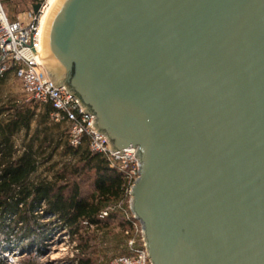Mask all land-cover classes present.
Returning <instances> with one entry per match:
<instances>
[{
    "label": "water",
    "instance_id": "95a60500",
    "mask_svg": "<svg viewBox=\"0 0 264 264\" xmlns=\"http://www.w3.org/2000/svg\"><path fill=\"white\" fill-rule=\"evenodd\" d=\"M40 40L110 149L136 148L151 264H264V0H55Z\"/></svg>",
    "mask_w": 264,
    "mask_h": 264
},
{
    "label": "trees",
    "instance_id": "16d2710c",
    "mask_svg": "<svg viewBox=\"0 0 264 264\" xmlns=\"http://www.w3.org/2000/svg\"><path fill=\"white\" fill-rule=\"evenodd\" d=\"M9 73L12 70L4 73L0 86ZM51 110L49 103L3 99L0 92V231L5 240L20 236L39 246L41 237L63 227L77 236L81 264H91L97 233H105L111 225L119 231L128 225L114 212L108 217L99 214L122 195L125 173L110 168L102 154L90 152L86 139L71 146L64 124L50 119ZM19 133L23 136L17 144ZM57 152L68 160L54 161ZM83 175L92 180L87 195L78 182ZM42 214L49 220L40 222ZM88 226L94 227L91 236L82 230ZM31 252L26 250L25 255ZM39 253L35 249L31 261L24 264H35ZM0 264L5 258L0 257Z\"/></svg>",
    "mask_w": 264,
    "mask_h": 264
},
{
    "label": "built area",
    "instance_id": "2783aa9c",
    "mask_svg": "<svg viewBox=\"0 0 264 264\" xmlns=\"http://www.w3.org/2000/svg\"><path fill=\"white\" fill-rule=\"evenodd\" d=\"M32 4L34 2L29 10L9 19L0 0V80L6 71L12 70L27 101L50 104L49 117L64 124L71 146H77L86 139L90 152L102 154L110 168L125 173L122 195L103 206L99 213L101 217H108L114 212L128 224L119 231L122 250L107 264H151L141 223L135 218L129 203L131 186L139 172L136 148H125L121 153L112 151L107 137L95 130L94 115L87 113L65 87L55 85L48 77L42 60L40 37L49 0H41L36 12H33Z\"/></svg>",
    "mask_w": 264,
    "mask_h": 264
},
{
    "label": "rangeland",
    "instance_id": "374dc122",
    "mask_svg": "<svg viewBox=\"0 0 264 264\" xmlns=\"http://www.w3.org/2000/svg\"><path fill=\"white\" fill-rule=\"evenodd\" d=\"M33 1L34 0H1V3L7 17L9 19H14L19 13L29 10ZM0 92L2 93L3 99L12 96L16 98V100L29 102L22 92L19 80L15 78L12 73L6 76V79L0 86ZM63 129L65 131L64 125ZM22 136V133L17 135V144H20ZM53 160L58 162L62 161L61 163L59 162V164H62L67 161L68 158L63 159L59 152H57ZM78 182L83 195L89 194L93 189L92 180L87 175L79 177ZM39 220L44 223L49 220V217L42 214ZM93 228L92 226H88L87 230L86 228L82 230L91 236L90 231L93 230ZM110 228L111 229H108L105 233H97L98 237L95 238L96 251L93 253V263L91 264H107L110 259L122 250L121 233L115 225H111ZM49 233V235L48 233L46 234L47 237L40 238L41 245L38 246L37 242H31L30 240L26 241L25 238L20 236L5 240V235L0 231V257L5 258V264H24L27 260L31 261L34 256V250L36 249L40 253L37 258L34 259L35 264H81L80 259L82 258V254L77 247V236L71 235L68 229L63 227L53 228ZM26 250L32 252L25 255Z\"/></svg>",
    "mask_w": 264,
    "mask_h": 264
},
{
    "label": "bare ground",
    "instance_id": "6f19581e",
    "mask_svg": "<svg viewBox=\"0 0 264 264\" xmlns=\"http://www.w3.org/2000/svg\"><path fill=\"white\" fill-rule=\"evenodd\" d=\"M54 1H55V0H49V5H48V10H47V12H46V15H47L49 9L51 8V6L53 5ZM46 15H45V17H46ZM45 17H44L43 20H42V28H43V24H44ZM42 60H43V57H42ZM43 62H44V61H43Z\"/></svg>",
    "mask_w": 264,
    "mask_h": 264
},
{
    "label": "flooded vegetation",
    "instance_id": "af4514ba",
    "mask_svg": "<svg viewBox=\"0 0 264 264\" xmlns=\"http://www.w3.org/2000/svg\"><path fill=\"white\" fill-rule=\"evenodd\" d=\"M41 0H34V3H40Z\"/></svg>",
    "mask_w": 264,
    "mask_h": 264
}]
</instances>
